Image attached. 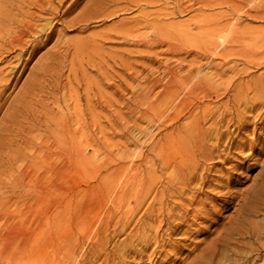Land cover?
<instances>
[{
  "label": "rangeland",
  "instance_id": "rangeland-1",
  "mask_svg": "<svg viewBox=\"0 0 264 264\" xmlns=\"http://www.w3.org/2000/svg\"><path fill=\"white\" fill-rule=\"evenodd\" d=\"M64 1L0 0V234L12 214L30 237L10 264H264V0ZM198 140L229 146L198 163Z\"/></svg>",
  "mask_w": 264,
  "mask_h": 264
},
{
  "label": "bare ground",
  "instance_id": "bare-ground-1",
  "mask_svg": "<svg viewBox=\"0 0 264 264\" xmlns=\"http://www.w3.org/2000/svg\"><path fill=\"white\" fill-rule=\"evenodd\" d=\"M55 0H39V2H38V4H39V7L41 8V10H43V12H45L44 14H46V13H48V14H51V16L54 14V13H56L57 11H56V6L57 7H59L60 8V6H62L63 4L62 3H64V2H66V1H64V0H57L58 1V3H56L54 6H55V8H53V9H51V6H52V3L54 2ZM64 1V2H63ZM34 2V1H33ZM199 2V1H198ZM6 3V2H5ZM37 4V5H38ZM74 5V4H73ZM45 6H47L48 7V9H44L45 8ZM30 7V6H29ZM46 7V8H47ZM21 8V7H20ZM72 8V7H71ZM5 10V9H4ZM2 11L1 9H0V38H2L4 35H6V36H9L10 35V33H11V31L13 32V30H9L10 32L9 33H7V31L8 30H6V28H5V23H7L6 22V20H5V18H6V16L4 15V13L3 12H7V11ZM52 10H53V12H52ZM13 11V10H12ZM56 11V12H55ZM20 12V11H19ZM27 12V11H26ZM21 13V12H20ZM23 13V12H22ZM22 13H21V15H22ZM8 16L10 15V13L9 14H7ZM18 15V14H17ZM16 15V16H17ZM20 15V16H21ZM64 15V14H63ZM7 16V17H8ZM15 16V17H16ZM19 16V15H18ZM17 16V17H18ZM19 16V17H20ZM31 16V15H30ZM50 16V15H49ZM10 17V16H9ZM9 17L8 18H6V19H9ZM23 17V16H22ZM21 17V20L23 19ZM33 17V16H32ZM40 17V16H39ZM54 17V16H53ZM56 17V16H55ZM12 18H13V20H14V14H13V16H12ZM31 18V17H30ZM35 18V17H34ZM41 18V17H40ZM39 18V19H40ZM11 19V18H10ZM16 19V18H15ZM28 19H29V17H28ZM32 19V18H31ZM30 19V20H31ZM36 19V18H35ZM34 19V20H35ZM37 19H38V17H37ZM41 20V19H40ZM26 21H27V18H26V20H25V23H26ZM21 22V21H20ZM32 22V21H31ZM34 22V21H33ZM37 22H39V21H37ZM14 23V22H13ZM35 23V22H34ZM12 24V23H11ZM10 25V24H9ZM27 25V24H26ZM12 26V25H11ZM20 26V25H19ZM19 26L18 27H16V28H19ZM32 26V25H31ZM30 25H29V23H28V26H24V25H22V29H21V34L19 35V39H20V37L22 38L23 37V32L25 31H28L29 32V30H30V27H31ZM36 26V25H35ZM47 26V25H46ZM9 27V26H8ZM12 28V27H11ZM10 28V29H11ZM32 28V27H31ZM37 27H34V29H36ZM44 28H47V27H44ZM51 30V29H50ZM16 31H18L17 29H16ZM37 32H39L38 30H36ZM19 32V31H18ZM33 32V31H32ZM31 31H30V33L29 34H31L32 33ZM35 32V31H34ZM41 33V32H40ZM4 34V35H3ZM42 34V33H41ZM1 35H3V36H1ZM11 35H12V33H11ZM13 35H17V34H15V31H14V34ZM12 35V36H13ZM26 35H28L27 33H26ZM25 35V36H26ZM33 35H36V32H35V34H33ZM40 36H42V35H40ZM17 38H18V35H17ZM24 38V40L23 41H25V37H23ZM6 39V38H5ZM5 39H4V41H5ZM16 39V38H15ZM2 40H3V38H2ZM8 40V39H7ZM18 39H16L15 41H17ZM11 41V40H10ZM9 40H8V42H10ZM225 41V40H224ZM13 42H14V40H13ZM1 44H2V42H0ZM10 43H12V42H10ZM16 43V42H15ZM19 43V42H18ZM22 43V42H21ZM5 44V43H4ZM3 44V45H4ZM7 44V43H6ZM5 44V45H6ZM13 44V43H12ZM215 44V43H214ZM8 45V44H7ZM22 46V44H20L19 43V46ZM223 45V44H222ZM2 46V45H1ZM0 46V47H1ZM10 46H12V45H10ZM13 46H15V44L13 45ZM20 46V47H21ZM214 46V45H213ZM216 46V45H215ZM220 46V45H219ZM6 47V46H5ZM18 47V46H17ZM24 47V46H23ZM16 48V47H15ZM11 49H13L12 47H11ZM21 49V48H20ZM210 49V48H209ZM225 49V48H224ZM224 49H223V51H224ZM24 50V49H23ZM22 50V51H23ZM21 51V52H22ZM225 51H226V49H225ZM237 52V51H236ZM224 53V52H223ZM219 54V53H218ZM217 55V54H216ZM252 56V55H251ZM170 72V71H169ZM188 74V73H187ZM223 75V74H222ZM195 76H197V75H195ZM175 77V76H174ZM178 77V76H177ZM189 77V76H188ZM183 78V77H182ZM196 78V77H195ZM203 78H205V77H203ZM214 78V77H213ZM196 79H198V78H196ZM201 79V78H200ZM212 78H210L209 80H211ZM192 80V79H191ZM213 80V79H212ZM182 81H183V79H182ZM194 81H196V80H194ZM179 82V81H178ZM199 82H200V80H199ZM208 82V81H207ZM192 83V82H191ZM191 83H190V86H191ZM203 83H205V82H203ZM195 84V83H194ZM171 85V84H170ZM212 85V84H211ZM182 86H184V85H182ZM205 86V85H204ZM203 86V87H204ZM213 86V85H212ZM173 87V86H172ZM206 87H207V85H206ZM206 87H204V88H206ZM171 88V87H170ZM188 88V87H187ZM215 89V88H214ZM218 89V88H217ZM172 90V89H171ZM177 90V89H176ZM190 90V89H189ZM186 91H188V89H186ZM212 91H214V90H212ZM218 91H220V90H218ZM177 92V91H176ZM173 93H175V92H173ZM187 93H189L191 96L192 95H195V97H197V96H200V98H201V96H203V97H208V98H211L212 96H211V94L208 92V90H205V89H203V88H201V87H197V88H195L194 87V91L193 92H187ZM189 94H188V96H189ZM179 95V94H178ZM214 95V94H213ZM242 95V94H241ZM238 96V95H237ZM236 96V97H237ZM245 96V95H244ZM244 96H242V100H243V97ZM184 97V96H183ZM190 97V96H189ZM239 97V96H238ZM193 98H194V96H193ZM245 98V97H244ZM182 99V98H181ZM195 99V98H194ZM197 99V98H196ZM240 99V98H239ZM199 100V99H198ZM209 100V99H208ZM216 100V99H215ZM178 101V100H177ZM191 101V100H190ZM244 101V100H243ZM183 102H185V101H183ZM182 102V103H183ZM192 102V101H191ZM245 102H246V100H245ZM186 103H189V102H187L186 101ZM240 103V102H239ZM179 104V103H178ZM186 105V104H185ZM234 105V104H233ZM241 105V104H240ZM180 106V105H179ZM197 106H200V105H197ZM225 106V105H224ZM227 106V105H226ZM252 106V105H251ZM186 107V106H185ZM189 107V106H188ZM206 107H210V106H206ZM175 108H176V106H175ZM174 108V109H175ZM219 108V107H218ZM238 108V107H237ZM255 107H251V110H253ZM178 109V108H177ZM187 109V108H186ZM190 109V108H189ZM188 109V110H189ZM198 109H200L199 107H198ZM202 109V108H201ZM205 109V108H204ZM209 109V108H208ZM179 110V109H178ZM221 110V109H220ZM212 111V110H211ZM219 111V110H218ZM223 111H225V110H223ZM222 111V112H223ZM204 112H206V111H204L203 110V115L201 116V120L200 119H198V118H195V119H197L196 120V122L195 123H191V124H193V125H191L190 126V122L191 121H189L188 123H189V126L194 130V133L197 135V136H199V138L200 137H203V132L201 131L203 128H202V124L204 123V121H205V117H204ZM222 112H218V113H222ZM229 112H230V110H229ZM234 112V111H233ZM238 112V111H237ZM179 113V112H178ZM192 113V112H191ZM197 113V112H196ZM200 113H202V112H200ZM209 113V112H208ZM235 113V115H234V118H235V120H237V125H236V127H235V129H233V131L235 130H238V131H240V130H242V129H245V128H247L248 126H249V124H248V121H249V119H248V117H243V115H239L238 113H236V111L234 112ZM172 114V113H171ZM173 114H175V113H173ZM193 114V113H192ZM192 114H190V115H192ZM212 114V113H211ZM217 114V113H216ZM263 114V113H262ZM207 115V114H206ZM217 115H221V114H217ZM216 115V116H217ZM196 116V115H195ZM209 116H211V115H209ZM226 116V115H225ZM229 116H230V113H229ZM207 117V116H206ZM212 117H214V116H212ZM262 117V116H261ZM180 118V117H179ZM178 118V119H179ZM192 118H194V117H192ZM191 118V120H193ZM210 118V117H209ZM225 118V117H224ZM229 119H231V118H229ZM210 120V119H209ZM220 120H223V119H220ZM234 120V121H235ZM243 120V121H242ZM194 121V120H193ZM223 121H225V120H223ZM230 121V120H229ZM229 121H227L226 122V124H228L229 123ZM208 122H210V121H208ZM252 122V121H251ZM251 122H249V123H251ZM217 123H219V120H217V119H213V121L211 122V125L215 128V127H217ZM210 124V123H209ZM231 124V123H230ZM234 124V123H233ZM232 124V125H233ZM236 124V123H235ZM206 125V124H205ZM220 125V124H219ZM222 125H224V124H222ZM221 125V126H222ZM203 126H204V124H203ZM255 126V125H254ZM185 127V126H184ZM190 127H188V128H190ZM220 127V126H219ZM205 128V127H204ZM221 128V127H220ZM186 129V128H185ZM192 129H190V130H192ZM213 129V128H212ZM230 129V128H229ZM184 130V129H183ZM206 130V129H205ZM204 130V131H205ZM227 129H225V131H226ZM213 131V130H212ZM220 131V130H219ZM228 131V130H227ZM226 131V132H227ZM233 131H232V133H233ZM237 131V132H238ZM190 132V131H189ZM202 132V133H201ZM206 132V131H205ZM204 132V133H205ZM226 132H219V137H217V138H219L218 139V142H217V144H220L219 143V141L220 140H222L224 137H226L227 135H228V132L226 133ZM177 133V132H176ZM179 133H181V132H179ZM184 133H185V131H184ZM192 133V132H191ZM218 133V132H217ZM178 134V133H177ZM230 134V133H229ZM175 135V134H174ZM208 135H209V133H208ZM231 135V134H230ZM196 136V137H197ZM206 136V135H205ZM206 137H208V136H206ZM206 137H204V138H206ZM234 137V136H233ZM236 137V136H235ZM174 138H176V137H173V139ZM184 138V137H183ZM212 138V137H211ZM210 138V139H211ZM229 138V137H228ZM227 138V139H228ZM231 138V137H230ZM237 138V137H236ZM259 138V137H258ZM257 138V139H258ZM191 139V138H190ZM196 139V138H195ZM198 139V138H197ZM241 139H242V137H241ZM177 140V139H176ZM187 140H189V139H187ZM205 140V139H204ZM208 140H209V138H208ZM234 140V139H233ZM243 140V139H242ZM248 140V139H247ZM175 141V140H174ZM191 141V140H190ZM196 141V140H195ZM210 141V140H209ZM177 142V141H176ZM186 142V141H185ZM193 142V141H192ZM191 142V143H192ZM198 142H199V144H198V146H199V149L201 150L200 152V154H198L196 157H199V160L198 159H196L197 160V162L199 163L200 162V159L201 160H203V161H205V160H208V159H211V160H213L214 161V158L213 157H215V156H212L211 157V150H212V153H215L216 154V157H215V159L217 158V159H219V158H221V157H223V155H222V152H224V151H226L227 149H228V146H226L222 151H220L218 148L217 149H215L216 148V146H214L215 148H211L210 150H209V152L208 153H206V152H204V150H205V148H203L204 147V144H203V142L202 141H200V140H198ZM197 142V143H198ZM245 142V141H244ZM196 143V142H195ZM234 143H236V142H234ZM228 144V143H227ZM244 144V143H243ZM175 145V144H174ZM178 145V144H177ZM188 145V144H187ZM206 145V144H205ZM172 146V145H171ZM207 146V145H206ZM224 146V145H223ZM175 147V146H174ZM177 147V146H176ZM185 147V146H184ZM193 147V146H192ZM231 147V146H230ZM186 148H187V146H186ZM209 149V148H208ZM170 150H172V149H170ZM186 150H188V149H186ZM175 151V150H174ZM183 151V150H182ZM181 151V152H182ZM193 151V150H192ZM197 151V150H196ZM177 152V151H176ZM180 152V154L182 155V153ZM187 152V151H186ZM175 153V152H174ZM194 153V152H193ZM198 153H199V151H198ZM166 154V153H165ZM169 153H167V155H168ZM172 154V153H171ZM163 155V154H162ZM184 155H186V153L184 154ZM193 156H195L194 154H193ZM175 157V156H174ZM211 157V158H210ZM195 158V157H194ZM164 159V158H163ZM167 161V160H166ZM222 161V160H221ZM221 161H219V162H221ZM223 161H227V159H224ZM201 163V162H200ZM216 164V163H215ZM171 165V164H170ZM182 165V164H181ZM175 167V166H174ZM173 167V168H174ZM168 168V167H167ZM197 168H199V167H197ZM169 169V168H168ZM192 169H194V168H192ZM233 169V168H232ZM195 170V169H194ZM27 171V170H26ZM185 171V170H184ZM235 171V170H234ZM28 172V171H27ZM142 173V172H141ZM192 174H193V172H192ZM195 174V173H194ZM139 175V174H138ZM146 175H147V173H146ZM36 176V175H35ZM41 176V175H40ZM136 176V175H135ZM191 176H193V175H191ZM29 177V176H28ZM137 177V176H136ZM175 177L177 178L178 176H176L175 175ZM186 177V176H185ZM194 177H195V175H194ZM193 177V178H194ZM32 178V177H31ZM132 178H134V177H132ZM203 178V177H202ZM24 179V178H23ZM22 179V180H23ZM33 179H34V177H33ZM146 179V178H145ZM186 179V178H185ZM195 179V178H194ZM36 180V179H35ZM42 180V179H41ZM202 180V179H201ZM39 181V179L38 180H36V183H40V182H38ZM131 181H132V179H131ZM130 181V182H131ZM206 181V180H205ZM19 182V181H18ZM22 182H24V181H22ZM130 182H128V183H130ZM138 183V182H137ZM181 183V182H180ZM19 184V183H18ZM34 184V183H33ZM37 184V185H38ZM169 184V183H168ZM32 185V184H31ZM36 185V186H37ZM202 185V184H201ZM29 186V185H28ZM56 186V185H55ZM19 187V186H18ZM180 187V186H179ZM24 189V188H23ZM22 189V190H23ZM58 189V188H57ZM57 189L54 187L53 188V192H57ZM126 189V188H125ZM131 189V188H130ZM168 189V188H167ZM22 190H19V191H22ZM39 190H41V189H39ZM177 190V189H176ZM190 190H192V189H190ZM16 191V190H15ZM18 191V192H19ZM44 191V190H43ZM128 191V190H127ZM189 191V190H188ZM13 192V191H12ZM39 192V191H38ZM150 192V191H149ZM162 192V191H161ZM174 192V191H173ZM176 192V191H175ZM16 193V192H15ZM23 193H24V191H23ZM29 193H31V192H29ZM143 193V192H142ZM193 193V192H192ZM197 193V192H196ZM43 194V193H42ZM49 195V194H48ZM125 195H126V192H125ZM140 195H141V193H140ZM19 196V195H18ZM34 196V195H33ZM124 196V195H123ZM192 196V195H191ZM194 196V195H193ZM12 197H14V196H12ZM24 197V196H23ZM32 197V196H31ZM42 197V196H41ZM41 197H40V195L39 194H37V195H35L33 198H31L30 200H28V203H29V207H32V206H37L38 208H39V205H40V203H41ZM46 197V196H45ZM141 197V196H140ZM18 198V197H17ZM21 199V198H20ZM154 199V198H153ZM196 199V198H195ZM10 200V199H9ZM24 200V199H23ZM139 200V199H138ZM194 200V199H193ZM21 201V200H20ZM25 201V200H24ZM132 201V200H131ZM135 201V200H134ZM192 201V200H191ZM195 201V200H194ZM6 202V201H5ZM16 202V201H15ZM145 202V201H144ZM21 203V202H20ZM52 203V202H51ZM137 203V202H136ZM136 203H134L135 205H136ZM190 203V202H189ZM27 204V203H26ZM48 204V203H47ZM56 204V203H55ZM130 204V203H129ZM191 204H192V202H191ZM17 205V204H16ZM23 205V204H22ZM25 205V204H24ZM57 205V204H56ZM54 206V204H53V206H54V208H57V206ZM143 205V204H142ZM162 205H164V204H161V207H162ZM52 207V206H51ZM34 208V207H33ZM53 208V207H52ZM7 209V208H6ZM27 209H29V208H27ZM44 209V208H43ZM182 209V208H181ZM33 210V209H32ZM37 210V209H36ZM161 210V209H160ZM190 210V209H189ZM24 211V210H23ZM22 211V212H23ZM34 211V210H33ZM33 211H32V213H33ZM39 211V210H38ZM181 211V210H180ZM27 212V211H26ZM184 212V211H183ZM31 213V214H32ZM129 213V212H128ZM188 213V212H187ZM12 215V214H11ZM10 215V216H11ZM181 215V214H180ZM183 216H184V214H182ZM10 216L9 215H5V216H3V226L5 227V229L3 230V232L0 234V264H10V263H12L13 261H20L22 258H24V255H25V252H24V247H25V245L29 242V236H21V237H19V235H17V234H19V233H22L23 232V230H24V226H25V219L23 220V221H20L19 220V222H22V223H19V224H17V225H14L13 224V221L11 220V218H10ZM14 216V215H13ZM187 216V215H186ZM185 216V217H186ZM33 217V216H32ZM44 218V217H43ZM174 219V218H173ZM183 219H185V218H183ZM2 220V219H1ZM164 220V219H163ZM167 221V220H166ZM165 222V221H164ZM46 223V222H45ZM126 224H127V222H125ZM41 224H43L42 223V219H40V217L38 216V218H37V220L35 221V224H34V226H33V229H32V231H31V233L29 234L30 236H32L34 233H36V231L41 227ZM1 225V224H0ZM32 226V225H31ZM1 228V227H0ZM3 229V228H2ZM29 229V228H28ZM38 237V236H37ZM37 241V240H36ZM39 241V240H38ZM40 243V242H39ZM29 244V243H28ZM30 245V244H29ZM29 247V246H28ZM33 247V246H32ZM91 248V247H90ZM94 251V250H93ZM38 252V251H37ZM30 255V254H29ZM62 255V254H61ZM26 256H28V255H26ZM67 258V257H66ZM62 260V259H61ZM65 260V259H64ZM26 261V260H25ZM83 262H84V260H83ZM25 264V263H24Z\"/></svg>",
  "mask_w": 264,
  "mask_h": 264
}]
</instances>
